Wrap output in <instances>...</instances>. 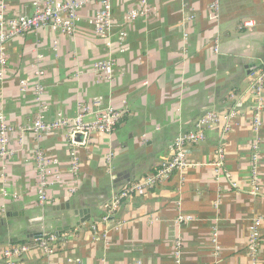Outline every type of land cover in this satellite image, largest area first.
<instances>
[{"label":"crops","instance_id":"1","mask_svg":"<svg viewBox=\"0 0 264 264\" xmlns=\"http://www.w3.org/2000/svg\"><path fill=\"white\" fill-rule=\"evenodd\" d=\"M215 1L149 0L152 11L129 22L128 11L141 0H111L112 47L95 31L92 19L101 7L95 2L80 8L73 34L44 27L8 41L0 116L14 128V153L0 156V264H264V220L257 251L250 248L252 227L264 217V111L256 130L251 89L264 67V0H218L217 14ZM0 3L7 17L34 12L32 0ZM251 19L252 26L242 25ZM109 58L116 64L106 80L92 65ZM36 69L44 71V107L33 88ZM93 101L125 115L111 133L75 135V173L68 129L40 136L20 130L38 112L46 121L73 118L80 102ZM237 103L230 132L208 129L188 148L183 171L122 199L103 220L110 201L172 157L176 138L194 130L199 117ZM38 149L57 159L45 204L38 201ZM181 215L190 220H178ZM51 234L58 240L47 254L39 240ZM23 243L31 248L21 257H5L7 246Z\"/></svg>","mask_w":264,"mask_h":264},{"label":"built area","instance_id":"2","mask_svg":"<svg viewBox=\"0 0 264 264\" xmlns=\"http://www.w3.org/2000/svg\"><path fill=\"white\" fill-rule=\"evenodd\" d=\"M89 2L100 4V9L92 19L96 33L103 37L107 44L111 46V36L113 34L114 23L112 20V4L111 0H32L34 12L31 15H19L15 17H7L5 14L6 7L0 3V79L4 78L6 66L8 65V55L6 45L8 41L14 37L23 35L30 30H39L44 27L58 29L64 34H73L76 30L78 21V11L80 8ZM213 11L217 14L219 2L216 0L212 5ZM152 11L149 5V0H141L140 5L132 8L127 13V21H133L138 17L145 16ZM254 21L246 20L242 23L243 26H252ZM127 33L124 29L118 31V42L121 50L124 49ZM122 46V47H121ZM218 50V46H216ZM115 61L113 59H101L93 63V71L100 77L106 80H111L114 75ZM34 90L36 100L44 107L43 97L45 87L41 82L44 76L42 69L35 71ZM29 79H23L21 85L23 89H28ZM251 89L255 96V119L254 127L256 130L260 128V114L264 111V67L260 68L254 75L251 81ZM238 103L231 107L230 110L220 113L214 110H208L196 121L195 129L180 134L174 143L173 156L164 160L150 174L131 181L127 184L122 192L116 195L106 207V214L103 220H107L119 205L120 201L134 194H143L150 188L165 180L174 172L183 171L188 165L187 150L191 145L203 141L206 137L208 129L216 126H221L224 133L230 132L232 123L238 115ZM93 114V121H87L86 117ZM125 111L117 109L112 105L102 106L100 101L80 102L78 105L77 115L73 118L60 117L53 121H46L44 115L38 112L32 123L27 127L21 128L23 133L26 130L35 132L38 136L45 132H55L60 129H68V136L71 138V165L73 172L79 169V157L77 153L78 142L74 139L78 133L90 134L93 132L111 133L115 130L118 124L122 121ZM14 131V128L7 122L5 116H0V156L5 158L14 153V150L9 147V134ZM256 151L259 149V144H254ZM257 157V152L254 158ZM35 159L38 169L39 186H38V201L40 204H45L48 201V189L54 183L52 180L51 165L57 162V159H50L45 155L42 149L35 151ZM225 163V149L221 145L217 148V159L215 165L219 170L222 169ZM178 220H190V217L181 215ZM264 217L256 219L252 227L250 235V245L253 252L257 251L258 247V230L257 227ZM58 240L56 234H51L42 237L39 240V245L44 249V252L50 254L54 251L53 243ZM31 248L29 243L15 244L7 246L4 249V255L8 259L21 257L23 253ZM140 264V263H138Z\"/></svg>","mask_w":264,"mask_h":264},{"label":"trees","instance_id":"3","mask_svg":"<svg viewBox=\"0 0 264 264\" xmlns=\"http://www.w3.org/2000/svg\"><path fill=\"white\" fill-rule=\"evenodd\" d=\"M117 34H118V32H117ZM117 45H119V42L117 41ZM113 46V44H111V47ZM122 47V46H121ZM123 47H125L124 46V44H123ZM110 59V58H109ZM114 60V59H113ZM115 61V60H114ZM115 64H116V61H115Z\"/></svg>","mask_w":264,"mask_h":264},{"label":"water","instance_id":"4","mask_svg":"<svg viewBox=\"0 0 264 264\" xmlns=\"http://www.w3.org/2000/svg\"><path fill=\"white\" fill-rule=\"evenodd\" d=\"M83 212H84L83 210L82 211H79L80 214H82Z\"/></svg>","mask_w":264,"mask_h":264}]
</instances>
